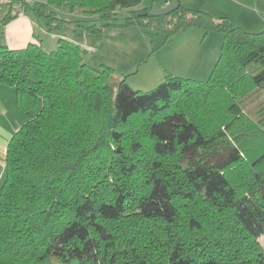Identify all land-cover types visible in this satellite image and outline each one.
<instances>
[{"label": "trees", "instance_id": "16d2710c", "mask_svg": "<svg viewBox=\"0 0 264 264\" xmlns=\"http://www.w3.org/2000/svg\"><path fill=\"white\" fill-rule=\"evenodd\" d=\"M31 1L23 11L48 33L86 22L62 18L66 8L103 23L78 25V35L125 15L150 30L154 52L194 28L224 40L207 81L170 74L148 92L126 80L115 92L113 69L95 70L88 51L65 38L50 52L0 44V86L15 90L20 110L40 107L7 147L0 264H264V143L254 154L252 133L237 130L247 126L244 101L264 91V30L247 32L181 0ZM173 1L175 12L150 15ZM256 4L264 13V0ZM17 15L8 12L2 26ZM223 141L231 152L221 166H196Z\"/></svg>", "mask_w": 264, "mask_h": 264}, {"label": "rangeland", "instance_id": "374dc122", "mask_svg": "<svg viewBox=\"0 0 264 264\" xmlns=\"http://www.w3.org/2000/svg\"><path fill=\"white\" fill-rule=\"evenodd\" d=\"M6 1L7 5H9V0ZM7 5L0 3V10H7ZM15 6L17 8V3ZM59 14L66 20L86 22L65 24L60 30H56L52 33L46 32L41 38L43 49L49 52L55 50L60 38L78 43L88 51L85 61L95 70H102L103 67L113 69L115 76L110 81V84L115 89V92L118 91L122 80H126L127 84L135 91L148 92L158 87L165 81L166 77L171 74L165 68V65H168L165 63V52L168 54L169 49L165 51L164 45L160 50L154 52L151 38L147 35V32L150 30L134 23L127 25V21L124 18L125 15H121L119 20L115 22V26L108 27L103 32L92 33L87 31L84 34L78 35V32L75 31V27L78 25L101 26L103 23L97 21L96 17L85 15L79 9L70 12L68 9L63 8L59 10ZM37 19L39 22L42 21L41 23L45 26L44 20L40 18ZM184 32L186 31H180L175 35L179 33L183 34ZM197 48L199 49L201 47L198 45ZM170 60H172V58H170ZM173 61H175L173 63L177 65L175 66V71L178 68L180 70L178 66L181 60L175 57ZM208 75L210 74L208 73L206 76H202L203 78L200 77L203 80L198 81H207L209 78ZM10 90H12L15 99H13V95L6 94V107L4 108L6 116L0 115V129L3 127L6 133L13 132L14 135L28 119L38 114L40 107L31 112L20 110L16 107L15 103L16 93L13 89ZM242 106L244 115L247 119V122L245 121L247 126L239 125L237 130L249 134L252 133L251 140L254 147L251 146L252 149L250 151L254 154H258V151L255 153L253 149L260 148L261 141L264 143V138L262 136V133L264 134V126L261 124L264 120V91H258L251 95V97L244 101ZM1 111L2 109L0 108V112ZM132 127L133 129H131ZM132 127H126L125 134H132V131L134 132L135 130L133 124ZM241 127L243 129H241ZM242 139L245 140L246 138L243 137ZM230 141L238 145V142H234L231 137ZM230 152V147L223 141L217 148L212 150V152L204 153L200 157H197L195 159V164L197 167L202 169L205 168L204 171L214 166H221L226 161ZM244 159L245 161L249 159L247 154H245ZM247 165V163H244L235 167L230 174L231 180L240 182L246 173ZM259 242L264 248V236L260 238Z\"/></svg>", "mask_w": 264, "mask_h": 264}, {"label": "crops", "instance_id": "0c3cea01", "mask_svg": "<svg viewBox=\"0 0 264 264\" xmlns=\"http://www.w3.org/2000/svg\"><path fill=\"white\" fill-rule=\"evenodd\" d=\"M22 2L32 1L12 0V3L6 6L7 10H0V29L3 31L0 33V44L11 49H23L30 43L40 44L42 36L47 32L45 26L41 23L42 21L39 22L34 15L23 11ZM181 3L186 8L206 11L216 18L229 17L238 27L250 33L264 30V13L257 8L256 0H181ZM8 12H11V16L18 13L19 15L8 21L5 26H2V21L6 18ZM223 40L224 35L222 33H210L205 36L204 32L197 28L172 36L165 44V51L169 49L168 54L165 52V63L168 64L165 65L166 70L174 76L203 80L201 78L208 73L211 74V70L214 69L213 67L220 56ZM198 45L201 48L198 49ZM175 57L181 60L178 66L181 71L179 68L175 71V66H177L173 63ZM10 89L12 88L0 86L1 116H6L4 109L6 107V94L13 95V99H15ZM15 103L18 107L17 96ZM12 137L13 132L6 133L3 127L0 129V188L6 176L7 147Z\"/></svg>", "mask_w": 264, "mask_h": 264}, {"label": "water", "instance_id": "95a60500", "mask_svg": "<svg viewBox=\"0 0 264 264\" xmlns=\"http://www.w3.org/2000/svg\"><path fill=\"white\" fill-rule=\"evenodd\" d=\"M178 8H179V3L177 1L171 2L169 5L163 8H160L157 5H155L150 15L152 17H164V16H168L171 13L175 12Z\"/></svg>", "mask_w": 264, "mask_h": 264}, {"label": "built area", "instance_id": "2783aa9c", "mask_svg": "<svg viewBox=\"0 0 264 264\" xmlns=\"http://www.w3.org/2000/svg\"><path fill=\"white\" fill-rule=\"evenodd\" d=\"M0 3L1 4H7V1L6 0H0Z\"/></svg>", "mask_w": 264, "mask_h": 264}]
</instances>
